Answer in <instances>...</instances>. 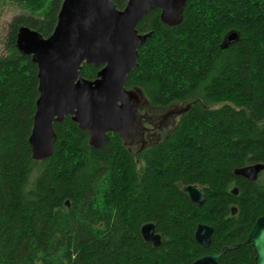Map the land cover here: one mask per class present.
I'll return each instance as SVG.
<instances>
[{"label":"trees","instance_id":"1","mask_svg":"<svg viewBox=\"0 0 264 264\" xmlns=\"http://www.w3.org/2000/svg\"><path fill=\"white\" fill-rule=\"evenodd\" d=\"M12 1L43 12L14 18L0 55V264H193L235 245L220 264H255L247 237L264 214V183L235 170L264 164V0H188L175 27L149 12L137 29L151 36L126 87L161 108L186 101L180 125L135 155L119 137L92 147L67 117L43 161L30 144L38 68L17 34L27 26L50 37L63 0ZM112 1L124 9L129 0ZM100 69L83 64L80 75L95 80ZM190 184L204 188L202 207L182 192ZM148 223L158 247L143 239ZM199 224L214 229L209 248L195 239Z\"/></svg>","mask_w":264,"mask_h":264},{"label":"water","instance_id":"2","mask_svg":"<svg viewBox=\"0 0 264 264\" xmlns=\"http://www.w3.org/2000/svg\"><path fill=\"white\" fill-rule=\"evenodd\" d=\"M188 0H129L119 9L112 0H63L57 25L52 35L23 26L17 34L20 53L32 58L38 68L39 98L30 136L32 156L36 161L50 158L55 150V123L67 117L89 134V144L101 149L109 141L108 133H118L125 142L141 143L144 135L139 114V90L126 87L128 76L138 66L139 49L151 33L141 34L139 24L149 12L160 9L161 22L168 27L180 25ZM236 36H231L234 39ZM83 64L101 68L95 80L81 77ZM190 106L175 116V125L162 123L159 144H163L180 125ZM172 112L164 116V121ZM264 165L257 164L235 170V174L255 181ZM191 202L202 206L205 194L196 185L184 187ZM234 194L238 189L233 190ZM237 208H232V214ZM145 242L161 245V235L154 224L141 228ZM214 229L200 224L195 239L209 248ZM248 243L256 253V264H264V217L251 232ZM239 246L224 247L220 253L199 258L193 264H220L223 255Z\"/></svg>","mask_w":264,"mask_h":264},{"label":"flooded vegetation","instance_id":"3","mask_svg":"<svg viewBox=\"0 0 264 264\" xmlns=\"http://www.w3.org/2000/svg\"><path fill=\"white\" fill-rule=\"evenodd\" d=\"M128 89V88H127ZM129 90H136L140 92V97H141V102H140V106H139V114H140V117L143 121V127H144V135H143V140L141 143H130V142H125L121 136L118 134V133H114V132H110L108 133V137H109V141L107 143H109L111 141V139L113 138H116V137H119L123 146L125 148H127L130 152L134 153L135 155H137L138 153L140 152H143L144 150L148 149V148H151V147H154V146H157V145H162V144H159V140L161 138V129H162V123H166V125H175L176 122H175V116L181 112L183 109H185L186 107H188V103L186 101H182V102H179L177 104H172L170 105L169 107H166V108H161V107H157V106H154L150 103V101L147 99V97H145V95L143 94V92L139 89V88H131ZM169 112H172V115L171 117H168V120L165 122L164 121V116H166ZM177 129V128H176ZM174 132H172L169 136V138L171 137V135L173 134ZM90 138V137H89ZM168 140V139H167ZM164 144V143H163ZM257 164H260V163H256V164H253V165H257ZM253 165H249V166H253ZM264 165V164H262ZM247 167V166H245ZM236 175V174H235ZM237 178L239 179H242V180H245L247 181L248 183H264V170H262L259 175H258V178L257 180L255 181H249L247 180L246 178L244 177H241V176H238L236 175ZM190 185H196V184H190ZM186 186H189V185H186ZM186 186H183L182 187V192H183V189L184 187ZM196 186H199V185H196ZM199 188L204 192L205 194V201L203 203V205L206 203V192L204 190V188H202L201 186H199ZM237 188L238 189V193L237 194H234L233 193V190ZM239 188L234 186L232 188V193L234 196H238L239 195ZM184 193V192H183ZM185 194V193H184ZM187 196V195H186ZM188 197V196H187ZM189 199V197H188ZM190 200V199H189ZM191 201V200H190ZM195 205V204H194ZM202 205V206H203ZM197 206V205H196ZM200 206V207H202ZM199 207V206H198ZM233 208H237V213L234 215L232 214V216H237L238 215V206L237 205H233L232 206ZM264 217V214L259 216L251 225L250 227V232L248 233V237H247V240L251 234V232L253 231V229L255 228V226L257 225L258 221L260 218ZM149 224V223H148ZM153 224V223H151ZM146 225V224H145ZM200 225V224H199ZM206 225V224H204ZM144 226V225H143ZM142 226V227H143ZM198 227V226H197ZM248 242V241H247ZM251 244V243H249ZM251 247L253 248V253H254V262L256 264V253H255V250H254V247L253 245L251 244ZM224 248V247H223ZM222 248V249H223ZM222 251V250H221ZM220 251V252H221ZM219 252V253H220ZM217 254V253H216ZM213 255V254H211ZM206 256H210V255H206ZM204 256V257H206ZM203 258V257H202Z\"/></svg>","mask_w":264,"mask_h":264},{"label":"rangeland","instance_id":"4","mask_svg":"<svg viewBox=\"0 0 264 264\" xmlns=\"http://www.w3.org/2000/svg\"><path fill=\"white\" fill-rule=\"evenodd\" d=\"M33 7V5H32ZM41 10L32 11L31 7L19 5L12 0H0V55L6 53L7 37L9 34V25L14 18L22 15L42 16Z\"/></svg>","mask_w":264,"mask_h":264}]
</instances>
